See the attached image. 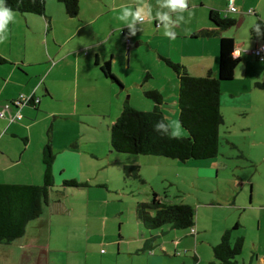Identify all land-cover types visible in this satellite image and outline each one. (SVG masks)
<instances>
[{
  "label": "rangeland",
  "instance_id": "rangeland-1",
  "mask_svg": "<svg viewBox=\"0 0 264 264\" xmlns=\"http://www.w3.org/2000/svg\"><path fill=\"white\" fill-rule=\"evenodd\" d=\"M75 18L77 17L69 18L66 14L58 15L55 19L57 28L73 30L67 22ZM186 18L188 22L197 19L195 17L189 19L188 16ZM32 20L27 21L26 17L15 13L14 22L8 25V39L0 43V49L16 54H21L23 50L27 53L45 50V24L40 30L32 27ZM231 27L229 29H233ZM180 28L184 31L182 25ZM151 29H154L153 25L147 33L151 32ZM196 32L199 33V30ZM190 36L186 30L185 34L171 42L170 47L165 44L161 50L166 51L168 47L172 61L182 60L188 64L189 73L194 76H204L206 73L195 71L197 68L195 62L202 57L199 42L201 40L193 41ZM149 38L150 43L141 44L137 47L139 50L132 53L131 59L128 60L129 67L126 66L125 54L121 58V63L116 66V73L127 82V86L130 85L128 88L130 91L121 90L117 95L116 92L110 94L108 90H100L89 105L84 102L81 104L79 98L77 114L70 112L73 111L74 101H66V110L69 115L38 121L31 128V135H28L29 130L25 123L15 120L14 122L23 127V135L8 134V138L5 137L8 143L5 139L0 140L1 148L5 149L3 142L9 146V149H6L7 155L11 153L18 155L23 149L25 152L24 159L18 166L5 169L4 162L0 164V180L4 178V175L15 180H31L28 169L34 171V155L38 148L43 149V140H47L48 134L51 138L53 134L59 144L68 143L71 148L83 153L82 158L70 155L67 157L69 161L78 160V166L83 168V173L92 176L93 182H105L101 185H92L89 188V194L79 192L87 191V188L74 186V190L77 191L74 197H70L72 194L70 195L69 191L63 190L65 187L61 184V180L54 182L50 191L51 203L44 206L39 217L26 224L24 235L10 244H0V264L21 263L20 257L23 250L25 253L22 258L27 257V264H32L37 259L40 263L43 262V249L47 253L50 249L51 254L55 256L63 257L67 254L82 257L86 252L84 246L89 247V243L104 241L107 245V242L118 237V233L126 234L132 230L135 231L136 226L131 228L137 223L135 206L138 202L148 201L151 198V186L158 189L165 202L188 204L194 209L193 227L197 229V241L200 242L202 236L204 241L207 237L209 242L217 243L223 231L228 228L232 230V240L239 236L243 237V251L240 258L249 256L256 249L264 250V87H253L251 92L253 104L247 114H241L243 111L236 110L234 107L221 106L223 123L219 126V150L218 154L212 158L187 161L172 158L166 159L169 163L154 167L153 165L148 167L147 162L143 163L142 172L148 180L140 175L144 179L141 182L137 178H128L123 171L126 162L131 161L130 157L136 161H143L148 157V161L149 157L156 159L155 155L109 152V126L120 113L121 108H117L118 101L122 106L126 99L129 101L132 99V104L136 107L150 108L141 109L142 111L153 108L152 100L144 96V90L147 89L139 86L142 83H146L147 86H161L169 79V75L177 80L176 93L169 95L171 97L169 100L164 99L161 106L169 123L178 121V78L176 73L159 57V51L154 47L156 44L160 46L161 38L151 36ZM205 39L208 38L205 37ZM78 40L80 39L75 37L70 41ZM80 42L88 41L80 40ZM49 46L51 47V44ZM247 56L245 53L242 54V63L237 70L239 74L234 75L231 80L221 81L222 85L231 83L229 91L225 92L227 97H230L228 93L230 90L240 92L241 86L245 85L244 64H247L249 73L255 77L253 80L264 76V61L253 54L250 59ZM132 82L138 84L131 85ZM97 86L101 87L99 84ZM135 92L138 94L135 95ZM109 103L112 105L111 113L107 108ZM79 108L83 109H80L82 113H79ZM183 129L181 128V135L184 134ZM71 142H77V147H73ZM51 146L55 154L53 165L59 171L58 175H61L60 166L64 165V152L57 153L52 140ZM93 151L98 154L93 155L91 153ZM56 164H58L57 167ZM64 199H68L75 205L69 204L68 208L60 212L59 202ZM75 206L79 213H76ZM51 218L53 222L50 228ZM104 221L107 222L106 230H103ZM235 223H238L239 227L234 228ZM84 224L89 225V229L86 226L79 227ZM120 224H122L121 230ZM169 227L171 226L166 224L151 230L158 233L162 229L170 230ZM190 230L185 228L175 231L186 234L184 238L186 242L193 243L195 235H188ZM167 235L165 233L164 236ZM49 244L50 247H48ZM201 252L204 258L213 257L211 245L205 244Z\"/></svg>",
  "mask_w": 264,
  "mask_h": 264
},
{
  "label": "crops",
  "instance_id": "crops-1",
  "mask_svg": "<svg viewBox=\"0 0 264 264\" xmlns=\"http://www.w3.org/2000/svg\"><path fill=\"white\" fill-rule=\"evenodd\" d=\"M132 3L133 0H81L78 14L75 16L77 18L71 20V23L67 22L68 25L73 27V30L57 28L55 21L56 17L66 14L59 0H57V3H55V0H45V10L43 14H23L15 12L26 17L27 21L33 19L32 27L42 30V25L45 24L46 46L44 47L45 50L41 52L30 51V53H27L23 50L21 54H16L12 51L4 52L0 49V110H2L3 106L10 103L9 110L5 111L4 114L0 116V140L5 139L6 141L5 137L8 138V134L23 135V127L10 119L11 115L14 117L16 113H18L15 112V107L11 105V101L21 94L25 96L31 95L39 99L36 106L26 105L20 110L22 116L19 121L28 126V135H31V128L38 121H46L51 117L53 119L62 118L69 115L66 110V101H74V103H72L73 111L70 112L77 114L79 98L81 99V104L84 102V104L89 105V102L95 99L100 93V90H108L110 94L116 92L117 95H119L121 90H127L130 85L127 86V82L116 73V66L121 63V58H123L125 54L126 66L129 67L128 60L131 59L132 53L138 51L139 48L137 47L141 44L145 42L150 43V36L152 38H161L162 43H160V46L158 44L154 46L156 50L159 51V57L161 58L163 56L171 60L172 55L168 50L169 48L167 47L166 51H162L161 47L165 44L170 47L171 42L180 35L185 34L187 30L191 35V40H201L199 42L202 57L195 62L197 64L195 71L202 74L210 71L213 76H217L218 74V45L220 36H228L234 40V55L240 57V62L234 75L237 73L239 74L237 70L242 63V54H247V58L250 59L253 54L252 49L263 41L252 39L250 31L253 24L257 22L264 23V0H233V5L237 9L234 12L227 10V0H188L192 14L189 16V12L187 11L183 13L185 22L175 27V39H170L165 36L162 30L157 27V22L155 20L151 22L146 21L142 25H137L139 31H137L136 35L131 37L128 36V29L125 26V22L119 20L118 16L120 15L121 5ZM147 3L152 6V14L154 16L156 11L159 10L157 0H147ZM249 9H251L252 12H248ZM210 10L217 11L221 17L235 19L236 23L231 27L233 29H229L230 27L218 29L210 20ZM33 16H39L40 18H34ZM187 16L189 19L194 17L197 19L195 21L189 20L188 22ZM68 17L71 18L70 16ZM151 25H153L154 29H151V32L147 33ZM181 25L184 31L181 30ZM196 30H199V33H197ZM202 30L211 31V34L202 35L200 34ZM75 37L83 41L87 40L88 42L82 43L80 40L70 41L71 39H75ZM205 37L208 39H205ZM49 44H51V47ZM107 60L110 61L112 73L118 79L119 83L104 74L101 67ZM123 61L122 59V62ZM174 61L183 64L186 69L189 67L188 64H185L182 60ZM243 70L245 85L241 86L240 92L230 90V92H228L230 97H227L225 92L229 91L228 89L231 83H227L226 85L221 84L220 112L221 106H230L234 107L236 110H242L243 112H241V114H247L253 104L251 94L253 87H264V76L261 79L253 80L255 77L249 73L247 64H244ZM169 76V79L161 86H147L146 83H142L139 86L147 90H157L162 95L163 100H169L171 98L169 95L176 93L177 83L174 77L171 75ZM253 82L254 86L252 85ZM132 83L131 85L138 84L137 82ZM97 84L101 85V87L97 86ZM127 91L130 90L128 89ZM136 94L138 93L135 92V95ZM131 100L132 99H130V101L126 99L124 103L128 102L131 106L138 108L132 104ZM122 106H120L118 101L117 108H122ZM144 107L146 108L138 109H150L148 106ZM107 108L108 112L111 113L113 111L111 103L108 104ZM80 109L81 108H79V113H82L81 110L83 109ZM161 109H163V106H161ZM163 113L165 114L164 111ZM39 115H41V117ZM221 115L223 118V112H221ZM24 119H27V121H24ZM51 140L54 148L57 149V153L63 151L65 156L64 165L60 166L61 175H58L59 171L53 165L55 182L61 180L62 184L64 179H76L82 183L76 187L87 188V191L79 192H86L87 194H89V188L92 185H101L105 183L93 182L92 176L83 173V168L78 166V160L76 162L75 160L71 162L67 159L70 155L81 157L83 154L82 152L74 150L68 143L64 142L59 144V141H56L53 134ZM45 141L46 140H43V145ZM6 142H3L5 149L0 147V164L4 162L3 168L5 169L18 166L24 159L25 153L23 149L18 155H13L12 153L7 155L6 149H9V146L7 145L8 142ZM56 142L58 144H56ZM76 143L77 142H71V145L77 147ZM109 152L111 153L110 150ZM91 153L93 155L98 154L94 151ZM34 158V171L28 169L31 174L29 176L31 180H15L11 179L10 176L6 177L4 175V178L0 180V182L40 184L43 174L42 149L40 150L38 148ZM147 158L143 161H136L133 157H130L131 161L126 162L124 169L136 168L139 175L148 180L142 172L143 163L146 164L147 162V165H149L148 167H152V165L154 167L163 163L167 164L169 161L166 159H172L156 155V159L149 157L150 159L147 161ZM57 166L58 164H56V167ZM128 178L134 177L128 176ZM64 187L63 190L69 191L70 195L72 194L71 196L68 194V198L69 196L74 197L76 195L77 191L74 190V186ZM151 188L152 191L159 194L157 188L153 186H151ZM69 204L75 205L68 199H64L62 202L60 201V212L68 208ZM75 210L76 213H79L76 206ZM41 222L42 221H40V223ZM52 222L53 219L51 218L50 228ZM121 225L122 224H120V230ZM235 225H237L236 228L239 227L238 223H235L234 226ZM84 226L89 229V225L86 224L79 227L82 228ZM106 227L107 222L104 221L103 230H106ZM134 227L135 231L132 230L126 234L120 232L118 233V237L115 240L107 242V245H105L106 242L104 241L89 243V247L84 246L86 252L82 257L79 255L72 256L67 254L63 257L55 256L51 254L50 249L48 253L43 249L42 257L44 261L40 263L37 259V261L32 262V264H212L215 260L213 251V257L204 258L201 249L205 244L211 245L212 248L216 243L209 242L207 237L206 241H204L202 236L200 242L197 241V229H195L196 233L192 234L195 235L194 242L192 243L191 241L186 242L184 238L187 235L178 233L175 231L178 228L172 226L169 227L170 230L168 231L162 229L160 232L156 233L143 226L140 221L137 220V223L134 226L132 225L131 228L133 229ZM165 233L168 234L166 237L164 236ZM188 235H191L190 231ZM105 246L106 248H104ZM48 247H50V244ZM88 249L90 250L89 255ZM24 253L25 250L22 251L20 260ZM241 254L242 252L240 255ZM240 255L237 257V264H264V250L258 251V249H256L252 251L249 256H242L241 258Z\"/></svg>",
  "mask_w": 264,
  "mask_h": 264
},
{
  "label": "trees",
  "instance_id": "trees-1",
  "mask_svg": "<svg viewBox=\"0 0 264 264\" xmlns=\"http://www.w3.org/2000/svg\"><path fill=\"white\" fill-rule=\"evenodd\" d=\"M59 1L63 4L68 16L75 17L78 14L81 0ZM5 4L13 12L23 14H43L45 10V0H5ZM209 17L218 29L228 28L236 23L235 19L221 17L215 10H210ZM257 23L261 24V31L264 32V23ZM200 34L209 35L211 31L202 30ZM250 35L252 39L264 42V37L257 38L253 27ZM234 50L233 38L219 37L217 76H213L210 71L204 76L191 75L183 64L162 56L161 58L178 78V121L181 128H184V134L173 138L170 134L171 130L169 133L154 130L156 122L163 121L166 124L169 122L161 109L162 95L157 90L148 89L144 90V96L154 103L152 110L142 111L125 102L119 115L109 126L110 151L156 155L180 161L208 159L216 156L219 150V126L223 123L220 112L221 81L233 79L240 62V57L234 55ZM101 68L105 75L119 83L112 73L109 60L104 62ZM22 97H25V100H22ZM38 100L31 95L23 94L13 99L11 105L15 107V112L20 114V118L15 116L13 118L11 115L10 119L20 120L22 107L26 105L34 107ZM54 158L55 154L48 134L42 149V183L0 182V244H10L23 236L26 224L39 217L44 206L51 203L50 191L55 182ZM124 172L141 182L144 181L136 168L124 169ZM62 184L76 187L82 183L76 179H64ZM135 212L137 220L149 229L161 228L166 224L178 229H191L195 224V211L190 205L167 203L154 191L151 192L148 202L136 204ZM231 235L232 230L226 229L221 234L219 242L212 246L215 258L212 264H237V257L243 249V237L239 236L232 240ZM26 258L23 257L20 264H27Z\"/></svg>",
  "mask_w": 264,
  "mask_h": 264
},
{
  "label": "clouds",
  "instance_id": "clouds-1",
  "mask_svg": "<svg viewBox=\"0 0 264 264\" xmlns=\"http://www.w3.org/2000/svg\"><path fill=\"white\" fill-rule=\"evenodd\" d=\"M158 9L153 16L152 6L147 3V0H133L132 4L121 5L120 15L118 19L125 22L128 29V36H135L139 28L137 25H142L146 21L155 20L163 34L170 39H175V27L185 22L184 12L191 10L188 0H157ZM15 13L6 4L5 0H0V43H4L8 39V25L14 22ZM253 31L257 38L264 37V32L261 31V24H253ZM154 130L157 132L169 133L173 138H178L181 135V125L178 121H172L168 124L163 121H158L154 125Z\"/></svg>",
  "mask_w": 264,
  "mask_h": 264
},
{
  "label": "built area",
  "instance_id": "built-area-1",
  "mask_svg": "<svg viewBox=\"0 0 264 264\" xmlns=\"http://www.w3.org/2000/svg\"><path fill=\"white\" fill-rule=\"evenodd\" d=\"M228 11L230 12H234L236 11V8L234 7L233 5V0H228V8H227ZM248 12H252L251 9L248 10ZM252 53L259 59H263L264 58V42H262L261 44L255 46L253 49H252ZM22 100H25V97H22L21 98ZM16 103V102H15ZM9 110V105L6 104L5 106H3L2 110H0V116L4 114L5 111H8ZM16 118H20V114L19 113H16L15 115ZM14 118V117H13ZM12 118V119H13ZM196 233V230L194 227L191 228L190 230V234H195ZM103 251V250H102Z\"/></svg>",
  "mask_w": 264,
  "mask_h": 264
}]
</instances>
